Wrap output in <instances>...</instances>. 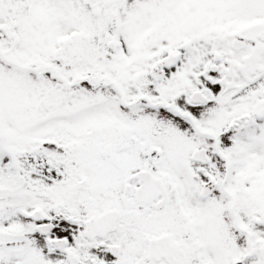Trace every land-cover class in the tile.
Listing matches in <instances>:
<instances>
[{"label":"snow or ice","instance_id":"snow-or-ice-1","mask_svg":"<svg viewBox=\"0 0 264 264\" xmlns=\"http://www.w3.org/2000/svg\"><path fill=\"white\" fill-rule=\"evenodd\" d=\"M0 264H264V0H0Z\"/></svg>","mask_w":264,"mask_h":264}]
</instances>
